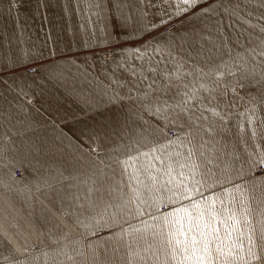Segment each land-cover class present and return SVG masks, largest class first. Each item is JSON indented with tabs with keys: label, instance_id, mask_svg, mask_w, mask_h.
Here are the masks:
<instances>
[{
	"label": "crops",
	"instance_id": "obj_1",
	"mask_svg": "<svg viewBox=\"0 0 264 264\" xmlns=\"http://www.w3.org/2000/svg\"><path fill=\"white\" fill-rule=\"evenodd\" d=\"M178 2L0 0V181L11 186H0V264H5V257L9 256L17 261L25 259L27 253L24 250L30 252L33 244L40 248L35 252L38 257L35 264H41L44 259L42 251L54 246L52 241L64 232L69 236L62 243H68L70 248L77 247L74 242L85 234V230L72 219L60 215L52 201L64 198L66 202L76 203L72 197L79 196L85 210H88L85 197L102 205L103 201L111 199L107 192L110 186L128 180L127 173L122 174L121 166L114 161H107L111 168L106 169L103 175L93 176L94 169L89 167V162L96 153L90 156L77 149L75 143L70 144L69 138L75 141L76 137L71 136L69 129L81 137L84 148L88 147L90 137L98 140L101 159L105 155L123 159L121 152L110 153L107 150L121 143L126 144L141 130L148 133L159 127L168 136L169 130L183 135L179 128L166 127L164 121L150 114L139 98L144 92H152L148 85L154 80L155 89L167 85L166 73L172 74L175 88L179 83L175 75L177 72L186 76L184 82H187L193 79L188 73L194 67L207 70V65L227 63L228 71L235 72L236 76H225L222 82L239 79L244 86L237 84L235 96L229 88L227 95L219 97L218 104L205 105L230 115L221 124L211 112L205 113L208 121L204 126L213 125L214 132L204 135L203 139L208 150L213 144L217 147L226 144L228 151L234 144L240 146L238 125L246 120L240 114L248 108L250 97L264 95L261 68L257 63L255 71L251 70L252 55L247 51L259 42L255 38L260 35L259 28L250 27L244 20L250 19L252 25L258 24L259 18L264 15V8L260 7L264 0H200L198 6L174 15ZM95 3L104 5V12L99 18L96 16L97 9L92 7ZM217 3L247 5L240 13L243 19L230 18L229 13L222 9H216L210 18L201 11L209 4ZM117 4L123 6L125 14L131 11L136 16L144 12L146 19L157 24L161 17L167 19L171 15L170 23L161 26L159 31H153L152 35L157 39H173L175 47L173 55L161 58L159 64L155 57L151 65L147 60L143 61L147 79L139 78V69L137 76L127 70L116 72L120 82L117 85L119 98L110 100L103 89L110 83L114 65L110 61L104 64V51L118 53V48L116 45L105 46L101 29L106 27L111 31L119 28ZM250 36L253 39L248 41ZM229 51L240 63L232 66L233 61L227 55ZM241 57L244 59L241 60ZM11 61L16 63L11 64ZM245 61L247 67L242 66ZM37 63L52 69L55 75H34L29 69ZM149 66L156 72L149 73ZM201 82L208 83L207 80L197 83ZM16 85L24 86L29 95L19 93ZM129 95L134 99H128ZM172 95L170 91L169 96ZM201 95L208 96V93L201 90ZM256 115L258 119H264V111L258 110ZM53 122L63 130L64 137L53 127ZM5 136L10 138L7 144ZM159 142L164 143L162 139ZM196 143L199 144V139ZM172 150L182 151L176 145ZM218 155L223 159L222 154ZM16 170L22 172L20 177L15 175ZM41 177L55 178L50 181L53 191L43 187L37 191L36 182ZM93 179L97 191L89 193L87 189L92 186ZM46 208L57 213L55 219H49L50 213L45 212ZM54 224H60V229H54ZM13 247L18 248L19 253L12 252Z\"/></svg>",
	"mask_w": 264,
	"mask_h": 264
},
{
	"label": "snow or ice",
	"instance_id": "obj_2",
	"mask_svg": "<svg viewBox=\"0 0 264 264\" xmlns=\"http://www.w3.org/2000/svg\"><path fill=\"white\" fill-rule=\"evenodd\" d=\"M199 4L200 0H179L174 15ZM92 7L97 9L99 18L104 5L95 3ZM115 7L120 19L119 28L111 31L106 27L101 29L105 46L116 45L118 48V53L104 57V64L110 61L114 65L110 83L103 89L110 100L119 98L117 85L120 82L116 72L127 70L137 76L139 69V78L147 79L143 61L147 60L151 65L155 57L159 64L161 58L173 55L175 47L173 39H157L152 35L153 31H159L161 26L170 23L171 15L167 19L161 17L157 24L146 19L144 12L133 16L131 11L125 14L122 5ZM260 7L264 8V3ZM246 8L247 5L242 7L239 3H217L209 4L201 11L210 18L216 9H222L229 13L230 18L241 20L240 13ZM244 23L259 28L260 35L255 37L259 42L247 51L252 55L251 70L254 72L258 63L260 79L264 82V39L260 38L264 37V27H260L264 24V15L256 25H252L250 19ZM252 39L251 36L247 38L248 41ZM227 55L233 61L232 66L240 63L230 51ZM242 66L247 67V62ZM228 68L225 62L207 65V70L194 67L188 73L193 79L187 82H184L186 76L177 72L179 83L175 88L171 73L165 74L167 85L155 89V80L149 84L152 92H144L139 97L142 106L164 121L166 127L179 128L183 135L169 138L167 132L159 127L148 133L141 130L126 144L107 150L110 153L121 152L123 159L114 155H105L101 159L98 140L90 137L88 147L84 148L81 137L69 129L71 136L76 137L75 141L69 138L70 144L75 143L77 149L90 156L96 153L89 162V167L94 169L93 176L103 175L106 169L111 168L107 161H114L121 166L122 174L127 173L128 180L110 186L107 192L111 199L103 201L102 205L85 197L88 210H85L79 196L72 197L76 203L66 202L64 198L53 200L59 214L72 219L85 230V234L74 242L77 247L70 248L68 243H62L68 240L69 234L62 233L52 241L54 246L42 251L44 259L41 264H264V119H258L256 115L258 110L264 111V95L250 97L248 108L240 114L246 117L238 125L240 146L234 144L228 151L226 144L220 147L213 144L208 150L203 139L204 135L214 132L213 125L204 126L208 121L205 113L211 112L221 124L230 115L205 105L218 104L219 97L227 95L229 88L235 96L237 84L244 86L239 79L222 82L225 76H236ZM29 70L34 75H55L52 69L39 63ZM147 71L152 73L156 69L149 66ZM204 80L208 83H197ZM16 87L19 93L29 95L24 86ZM201 90L208 96L201 95ZM170 91L172 96H169ZM128 99L134 97L129 95ZM53 127L62 137L65 136L55 122ZM4 139L7 144L10 138L5 136ZM160 139L164 143H160ZM173 145L182 151L172 150ZM218 153L223 155V159ZM54 179L39 178L37 191L42 187L53 191L50 181ZM95 184L93 179L92 186L87 189L89 193L97 191ZM0 186L11 187L2 181ZM45 212L50 213L49 219H55L57 215L51 209L46 208ZM60 227V224L53 225L56 230ZM24 251L27 253L25 259L17 261L9 256L5 257V264H35L38 259L36 253L28 252V249ZM12 252L19 253V249L13 247Z\"/></svg>",
	"mask_w": 264,
	"mask_h": 264
},
{
	"label": "rangeland",
	"instance_id": "obj_3",
	"mask_svg": "<svg viewBox=\"0 0 264 264\" xmlns=\"http://www.w3.org/2000/svg\"><path fill=\"white\" fill-rule=\"evenodd\" d=\"M110 53H111L110 50H105L104 51V54L106 56H108ZM168 133H169V136L172 137V138H175L177 136L176 132L173 131V130H169ZM15 175L18 176V177H20L22 175V172L20 170H16L15 171ZM39 250H40V248L38 246H36L35 248H31L30 249V252H34L35 253V252H38Z\"/></svg>",
	"mask_w": 264,
	"mask_h": 264
}]
</instances>
